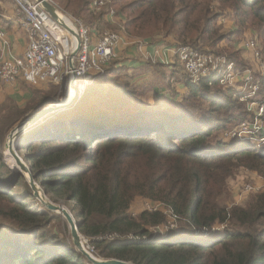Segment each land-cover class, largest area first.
<instances>
[{"label":"trees","instance_id":"trees-1","mask_svg":"<svg viewBox=\"0 0 264 264\" xmlns=\"http://www.w3.org/2000/svg\"><path fill=\"white\" fill-rule=\"evenodd\" d=\"M50 1L84 23L91 36L117 32L144 43L169 40L178 49L227 55L237 71L245 70L236 46L240 41L228 50L219 45L241 40L251 29L264 60V0ZM101 1L105 3L98 10ZM112 12L123 21L120 28L108 21ZM227 17L233 28L225 32ZM109 65L76 105L26 130L18 140V153L48 199L67 206L80 235L103 260L264 264V189L244 207L228 208L218 200L241 167L264 178V148L219 140L253 114L248 101L224 90L214 77L189 81L181 106L150 108L136 102L144 91L118 83V72L108 77ZM257 78L260 90L254 100L262 101L264 74ZM104 86L109 92H103ZM56 92L52 85L48 94L36 91L41 98L26 110L1 106L0 137L32 110L55 101ZM1 147L0 216L10 226L0 225V264H93L72 239L69 243L62 237L68 225L41 209L22 174L6 165L4 142ZM137 197L159 203L170 214L157 209L131 215ZM171 217L177 221L174 228L168 225ZM220 224L230 228L213 231Z\"/></svg>","mask_w":264,"mask_h":264},{"label":"built area","instance_id":"built-area-1","mask_svg":"<svg viewBox=\"0 0 264 264\" xmlns=\"http://www.w3.org/2000/svg\"><path fill=\"white\" fill-rule=\"evenodd\" d=\"M10 2L21 18L29 42L23 55L8 54V48L5 47L7 33L0 29V81L10 85L22 80L34 86H38L40 83L63 86L73 75L70 58L77 42L75 40L70 42L66 29L54 21L35 0H10ZM104 3L101 1L98 4V10H100L99 6H103ZM111 15L113 17L114 12ZM77 24H80L77 26L78 31L76 32V27H74V31L81 42L79 53L74 58V73L79 84L77 92L78 100H80L93 83L95 76L102 74L106 66L116 58V51L122 37L120 34L102 32L98 37L101 40L94 43L88 27L80 21ZM60 34H63V37ZM250 46L255 48L254 43ZM178 55L185 73L192 83L216 77L223 87L234 88L242 81H250L247 77L248 72L237 71L235 64L228 62L225 58L217 59L213 54L200 53L188 47L179 48ZM256 55L260 54L256 53ZM257 89L256 86L250 90L252 95H255ZM263 104H259L258 108ZM253 127L254 124L248 126L241 123L232 131L224 134V137L233 141L236 140L238 132L251 135ZM245 139L250 140L247 137ZM263 141L262 143H264ZM81 238L88 246L84 245V249L94 255V247H90L88 240L84 237L81 236Z\"/></svg>","mask_w":264,"mask_h":264},{"label":"crops","instance_id":"crops-1","mask_svg":"<svg viewBox=\"0 0 264 264\" xmlns=\"http://www.w3.org/2000/svg\"><path fill=\"white\" fill-rule=\"evenodd\" d=\"M20 19L10 0H0V29L7 33L11 44L7 53L15 56L23 55L29 42L27 31ZM229 20L224 22L225 30H232L233 28V22L231 21L232 25L230 26L228 24ZM108 21H110L111 26L116 25L120 28L123 25V21L116 17L111 18L110 16ZM96 39L98 37L92 36V42H97ZM160 41L157 40L153 43L133 41L129 42L128 45H120L116 51L117 57L108 67L112 69V74H109L108 77L111 78L118 72L116 76L118 83H129L132 89L144 91L143 96L136 99L139 104L147 105L150 108L162 105L165 109H169L183 104L184 99L188 96L187 83L189 79L182 63L179 61L178 47L172 41ZM69 83L70 79L63 86L52 83H40L38 86H34L22 80L10 85L0 81V107L9 104L20 110H26L41 98L40 95L35 94L36 91H41V94H48L51 85L55 86L57 89L56 100L47 103L38 112L32 110L30 112L31 117L53 103L64 101L70 90ZM105 89L108 90L104 86L103 92H109ZM27 119H23L16 127Z\"/></svg>","mask_w":264,"mask_h":264},{"label":"rangeland","instance_id":"rangeland-1","mask_svg":"<svg viewBox=\"0 0 264 264\" xmlns=\"http://www.w3.org/2000/svg\"><path fill=\"white\" fill-rule=\"evenodd\" d=\"M61 12L60 13L62 14V16H64V17H62L60 15L61 20L63 19V20L68 21L71 25H73V27H76V32H77L78 31L77 26L80 25V24H77L78 20H76L75 18H72V17L64 14L63 11H61ZM230 18L227 17L224 20H228ZM232 22H231V20H229L228 24L231 26ZM226 27L228 28V26H226ZM70 29L74 31L73 28H70ZM225 29L226 28L224 27L223 30L225 32H227V30H225ZM66 32H67V34L69 36L70 42H73L75 40L74 36L69 31L66 30ZM113 33L118 34L117 32H113ZM121 37H122V41L118 45V48H119L120 45H128L129 42H133V41L141 42V40H139V39L130 38L128 36L121 35ZM96 40L100 41L101 39L98 38ZM232 41H233L232 44L229 41H225L224 43H221L219 45V48H220V50H222V49L228 50L229 48H232V46L235 44L236 41H240L236 46H237V49L240 50V57H241V60L244 62V67H245V70H241V72H248V76L247 77L250 79V81L249 82L242 81V82L236 84L235 85L236 87H234V88H230L231 86H226V87L222 86V87H223L224 90H228L229 88L234 90L233 92L237 95V97H241L243 101H248V103H247L248 111H251L253 114H251L249 116L248 120H244L241 123L246 124L248 126L254 124L253 131H252L253 133L251 135H246L245 133L241 134V133L238 132V134L236 136V140H233V141L235 142V144H239V145H247V144H249V145L252 146L254 144L256 146V148L257 147L258 148H260V147L264 148V143H262V141L264 140V104L261 105L258 108L259 104H261L262 102L264 103V99H262V101L254 100V99L257 98V95H258L259 90H260V83L257 80L258 79L257 77H259V76L264 74V60L262 58V52H261V49L258 47L259 42L256 40V37H255V35H254V33H253V31L251 29H248L247 31H245L243 33V37H242L241 40L232 39ZM252 43L255 44V48H252L250 46V44H252ZM5 47H7L8 49L11 47L10 41L8 39V36L6 38ZM256 53H259L260 55H256ZM219 54H221V53L219 52ZM213 56L215 58H217V59L225 58L226 60H228L227 57H226L227 55L217 56V55L213 54ZM235 82H237L236 79H235ZM77 85H79V84L77 83ZM256 86L258 87V89L255 92V95H252V92H250V90L252 88L256 87ZM249 99H253V101H249ZM61 101H62V99H61ZM241 123H239V125ZM237 126H238V124L234 125L233 127L230 128L229 131H232ZM10 133L11 132L6 134L4 137H0V151L2 150L1 142H4V145H6L7 144V138L10 135ZM262 133H263V135H261ZM246 137L249 138L250 140L245 139ZM18 140H19V138H18ZM219 140H221V142L223 144H231L232 145V143H230L231 141L224 137V134H223V136H221V135L219 136ZM15 144H16V140H15ZM6 152H7V150L5 149V151L3 153L4 154L3 158H4V161H5L6 165L10 169L15 171V172H18V173L21 172L22 176L25 179V181L29 184L27 177L25 176V174L22 171H20L19 167L17 166L16 160L9 154V152H7V153ZM15 152L17 153L20 161L23 162L28 167L29 165L24 161V156L22 154L18 153V149L17 150L15 149ZM9 157H11L13 163L9 162V160H8ZM29 187H30V185H29ZM38 187H40V186L38 185ZM30 189H31V187H30ZM263 189H264V178L262 176H260L256 171L241 167L229 179L228 184H227L226 192L222 193L219 196L218 200L220 199V203L222 205L228 207V208H232V207H235V206L244 207L250 202L251 198L255 194H257L259 192H262ZM32 192H33V190H32ZM36 201H37L38 204L41 205L39 200L36 199ZM56 205H61V206L65 207L70 212V210L67 208V206L65 204L60 203V204H56ZM42 208L45 209L44 206H42L41 209ZM157 209L163 211L167 215L170 214V212L166 208H164L162 205H160L159 203H152V201L149 200V199L137 197L133 201V203L131 205L130 214L133 215V216H138L139 214H141V213H143L145 211L157 210ZM52 213L60 216V218L63 219L62 224H63V222H65L68 225V227H67L68 231L67 232L64 231V234L62 235V237L69 243H71V239H72V243H74L73 242V237H72V234H71V229H70V226H69L68 222L66 221V219L60 214H57V213H54V212H52ZM70 214H71V212H70ZM71 215L74 216L73 214H71ZM176 222H177L176 219L171 217L170 218V223L168 225L170 227L174 228L177 225ZM0 225H2L3 228H8L10 226V222H8L5 218L0 216ZM228 226L230 228V224H228ZM228 226L225 225V224H220V225H217L213 229V231H215V232H224V231L227 230L226 227L228 228ZM232 229L234 230V227H232ZM61 230H62V225H61ZM160 231L164 232L165 231V226H162ZM152 232H159V231L152 229ZM82 239L83 238H81L83 246L84 245L86 246V244H84V241ZM88 244H89L90 247L93 248V246L90 243H88ZM86 247H88V246H86ZM93 256H95L99 260H103L102 258H100L97 255L95 250H94V255Z\"/></svg>","mask_w":264,"mask_h":264},{"label":"water","instance_id":"water-1","mask_svg":"<svg viewBox=\"0 0 264 264\" xmlns=\"http://www.w3.org/2000/svg\"><path fill=\"white\" fill-rule=\"evenodd\" d=\"M35 1L38 2L42 6V8L50 15V17L54 21L58 22L60 25H62V27H64L67 31H69L74 36V39L77 42V46L73 50L71 58H70V68H71V72L73 74L70 78V83H69L70 90H69V93L65 96V99H66L67 96L70 93H72L73 98L68 102L62 101L61 103H58V102L53 103V104L49 105L47 108H45L44 110H42L41 112L34 114L33 116H31L30 118L25 120L22 124L17 126L10 133V135L7 138V144L5 145V149L12 156L14 155V157L16 159L17 166L19 167L20 171H22L24 174L25 173L28 174V176H26V174H25V176L27 177L29 185L34 192L33 193L34 197L37 200H39V202L45 208H47L49 211L60 214L66 219V221L68 222L70 229H71V234L73 237L74 245L80 253H82L85 257H87L90 260V262H92L93 264H129V263L122 262L119 260H99L98 258L93 256L92 254L88 253L84 249V247L82 246L79 228H78V225H77L76 221L74 220L73 216L70 214V212L65 207H63L61 205L53 204L50 200H48L44 191L40 187H38V185L35 183V180H34V177L32 175L30 168L27 167L23 162L20 161L17 153L15 152V149L16 150L18 149L17 139L20 138V136L23 132L34 127L35 125H37L39 123H42L46 119L50 118L52 115L73 107L77 102H79L82 99L81 98L80 100H78V92H77V86H76L77 76L74 73L75 72L74 71L75 70L74 58L76 57L78 50H79V46H80V42H81L80 38L76 34L75 31L71 30L66 24H64L62 22V20L60 19V15H62L61 14L62 12L50 0H35ZM14 140H16V144L13 147V141Z\"/></svg>","mask_w":264,"mask_h":264},{"label":"bare ground","instance_id":"bare-ground-1","mask_svg":"<svg viewBox=\"0 0 264 264\" xmlns=\"http://www.w3.org/2000/svg\"><path fill=\"white\" fill-rule=\"evenodd\" d=\"M61 16H62V15H61ZM62 17H64V16H62ZM65 18H66V17H65ZM60 19H61V18H60ZM62 22H63L64 24L68 25L69 28H73V29H74L73 25H71L68 21L62 19ZM60 35H61V37H63V34H60ZM72 98H73V94L70 93V94L67 96V98L64 100V102H68V101H70ZM13 144H14V145H13V147H14V146H15V140L13 141ZM7 152H8V151H7ZM9 154H10V153H9ZM10 155H11V154H10ZM11 156H12V155H11ZM12 157L15 159L14 155H13ZM8 160H9L10 163H13L11 157H9ZM15 160H16V159H15ZM25 174H26V176H28L27 173H25ZM82 246H83V244H82Z\"/></svg>","mask_w":264,"mask_h":264},{"label":"clouds","instance_id":"clouds-1","mask_svg":"<svg viewBox=\"0 0 264 264\" xmlns=\"http://www.w3.org/2000/svg\"><path fill=\"white\" fill-rule=\"evenodd\" d=\"M189 79V78H188ZM189 81H191L190 79H189ZM222 86V85H221Z\"/></svg>","mask_w":264,"mask_h":264}]
</instances>
